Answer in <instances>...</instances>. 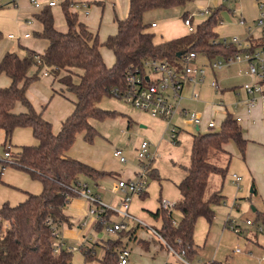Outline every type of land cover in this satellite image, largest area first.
<instances>
[{
  "label": "trees",
  "instance_id": "obj_1",
  "mask_svg": "<svg viewBox=\"0 0 264 264\" xmlns=\"http://www.w3.org/2000/svg\"><path fill=\"white\" fill-rule=\"evenodd\" d=\"M192 1L128 0L127 16L123 19L116 17V32L101 40L98 32H92L79 20L78 12L71 9V2L64 0L61 6L68 28L66 32L55 28L52 8L45 6L40 14L35 15L43 26L37 36L48 42L43 53L25 49L27 53L23 57L10 51L4 54L0 60V75L6 74L11 84L0 88V134L5 136L3 146L6 149L17 128L32 129L38 144L23 146L19 152L12 153V162H0L40 181L42 191L27 193V198L15 206L5 202L0 207V224H9L0 238V264H72L73 251L63 247L61 237L60 252L55 253V230L60 232L63 224L72 226L65 210L74 198L79 197L75 192L79 181L84 178L97 183L114 173L96 169L68 156V153L78 134L82 133L87 143H92L100 135L91 123L93 120L103 121L120 114L99 105L105 98H114V89L124 91L127 88L128 72L140 68L145 59L175 63L179 53L196 52L209 59L228 58L237 53L233 47L214 43L219 38L216 28L223 22L221 11L224 4L211 7L208 17L195 25L194 32L159 44L154 42L155 33L149 31L153 23L147 21V14L185 7ZM100 3L103 4L97 2L98 5ZM2 39L0 30V42ZM103 48L112 53L113 65L106 63ZM32 68L36 70L30 74ZM45 68L74 96V110L57 134L43 112H38L27 96L29 87L39 80ZM18 105L24 111L16 112ZM230 143L237 146L245 159L249 141L231 114L224 116L220 130L208 129L205 133L194 134L190 165L182 167L185 176L177 184L179 199L174 203V210L181 213L180 221L175 225L172 215L162 207L152 213L156 219L162 220V227L156 231L164 241V248L172 249L188 262L198 255L195 244L198 220L204 218L211 225L215 219L214 207L225 201L222 190L232 160V154L226 149ZM217 155L227 156L224 166L210 161ZM214 175L221 178L222 188L209 193L208 186ZM149 177L154 180L160 178L154 168L149 171ZM253 188L256 190L254 184ZM146 196L147 192L140 195L141 198ZM254 214V221L263 226L264 235V208ZM95 227L103 232L101 226ZM127 234L125 230L121 231L117 238L104 242V253L99 259L102 264H120V254L124 249L122 239ZM86 248L82 250L85 262L97 259L95 246ZM209 264L225 263L213 261Z\"/></svg>",
  "mask_w": 264,
  "mask_h": 264
},
{
  "label": "rangeland",
  "instance_id": "obj_2",
  "mask_svg": "<svg viewBox=\"0 0 264 264\" xmlns=\"http://www.w3.org/2000/svg\"><path fill=\"white\" fill-rule=\"evenodd\" d=\"M91 2L89 6L90 14L86 16L84 14L83 9L78 10V17L81 22H84L88 25L89 29L94 33H99L100 39L104 40L110 35H113L116 32L117 26L115 23V18L118 17L120 19H123L127 16V1L128 0H88ZM97 2H103L104 6H99ZM112 2L115 3L114 6H112ZM224 7L221 11V17L223 19V22L221 24V28H219V33L221 34V37L226 36V31L228 24L231 23H237L236 18H239V13L241 10V6L245 5V10L247 12H251L252 14H259L256 7L255 0H230V1H224ZM191 6V5H190ZM179 7V8H173L168 10H156L152 11L147 14L146 19L149 23L156 22L159 24L158 29H154L155 33V40L161 39V28L166 26V23H170L172 21H177L178 18H181L183 20L185 12L189 13H198L197 16L194 17V24L201 23L204 21L208 15H202L200 14L202 11L205 10V5L202 4H196L193 3L190 7ZM59 7V6H58ZM52 8V10L58 14L60 13L59 8ZM244 7V6H243ZM17 9L14 7L13 0H0V30L3 33V39L0 42H4L6 39H8V34H15L18 35L21 33L20 31V18H19V12L16 11ZM186 10V11H184ZM233 10H237L236 13H234ZM55 23L57 28H63L66 29L67 26L65 24L63 16L61 14H58V16L55 18ZM174 26L173 33H179L182 32L180 24L170 23L169 27ZM176 27L178 30H176ZM67 30V29H66ZM226 33V34H225ZM224 34V35H223ZM20 35V34H19ZM255 35H259L258 32L255 33ZM165 38L168 35H164ZM232 36V35H227ZM2 45V44H1ZM45 43L39 42L38 46L39 48H42ZM7 50L10 52H16L17 54H23V52H26V50L21 49L20 44L17 41H10L7 43ZM3 47V45H2ZM7 51V52H8ZM103 52L105 56H107V59L113 58L112 53L107 51L105 48H103ZM229 67H224L222 70L216 71V77L214 75H211L212 82L214 79H220L225 74V71ZM210 75V74H209ZM209 76V78H211ZM58 81V79H57ZM36 83V82H35ZM34 84V83H33ZM30 88V87H29ZM222 88L225 91L224 96L220 97L216 95H212L209 97L202 98L201 94V102L199 103V107L202 109L205 107V105H208L207 112H212V116L215 118L217 123L221 125V122L226 114V111L221 110L215 112L212 104H216L220 102V99L224 101L225 104H228V111L229 113L234 112V108L231 105L234 103L238 97L235 96V93L229 95V91L225 87L222 86ZM67 89V88H65ZM228 93V94H227ZM210 102H206L209 101ZM197 104V102L195 103ZM102 109L105 110H116L120 114L115 118H107L103 121H95L93 120L91 123L93 126L97 129V131L100 133L99 136H97L92 143H87L84 140L83 134H78L76 141L69 151V155L72 158H75L77 160H80L82 162L88 161L91 162L94 165L99 166V168H107L109 170H113L118 172L119 174H122L126 171H133L136 168H139V161L137 159V149L142 143V141H147L151 144V151H154L156 153L155 159L151 162L149 166V171L153 169V166L157 168L159 171L160 178L159 179H151L148 177V193H149V199L155 200L157 203L160 200L161 196L162 198L169 199L170 201H176L179 199V191L177 188V184H179V181L181 178L185 176V172L182 169L184 166L190 165V153H191V144L193 140V133L196 134L198 132L205 133L208 129L203 126L201 128V131L196 130L192 133H186L180 137L181 141L179 143H174L173 140L170 138V133L168 131V123L164 120L153 118L149 113L140 111L138 109L133 108L131 105L126 104L123 100L119 98H105L99 105ZM21 107L20 105L18 106ZM24 110V109H23ZM197 111V110H195ZM263 112V110H262ZM253 114V113H252ZM206 115V113H205ZM205 115L203 113V116L205 118ZM207 118V120H208ZM264 118V112L261 113V119ZM130 121V123H129ZM186 118L179 119L176 117L174 119V124H178L181 126H184L185 129H187L186 124ZM249 119L245 120L243 124H240L243 128V132L247 133L251 132L249 127L247 126ZM247 122V123H246ZM144 126V127H142ZM255 126V125H253ZM180 127V126H179ZM190 127V126H189ZM252 128V127H250ZM217 131V130H215ZM15 135V134H14ZM250 136V133H248ZM22 133L18 134L17 137L14 138L13 136V145L16 144L17 146H29L26 142L29 140L28 137H25ZM34 141L37 144V140L33 138ZM22 141V142H21ZM3 139L0 135V160H5L4 153H5V147L2 145ZM12 145V150L13 149ZM230 148L228 149L229 152L232 154V161H231V167L228 172V175L223 183V191L226 189V191L231 192V194H235L233 196H229V199H227L224 202H227V204L222 203V205L215 206V219L211 225L208 224V222L205 219H199L197 223V229H196V235H195V244L196 249L198 251V255L192 262H188L185 260L184 257L179 256L176 253L170 252V254L167 253L166 249L157 252H154L153 249L146 250V248L142 247L139 244L132 245V254L130 257L131 264H207L211 261H230L231 264H264V262L260 261V257L262 256V253L264 252V238L259 237V245H255L251 242H248L242 235H237L235 232H233L231 229H227L226 226L224 228L225 218L228 216V212L231 213V205L234 202L236 196H239L237 192L238 189L236 187H233V185L230 182V177L233 173L240 174V170H235L232 168V164H234L237 160H243L242 155L240 154L239 149L237 146L233 143L229 144ZM122 150L127 157L126 163H120L114 156L113 152L115 150ZM250 147L247 146L246 149V157L252 156V150H249ZM211 162H214L216 164H219L221 166H224L227 162V156L224 155H217L210 158ZM6 166V165H5ZM7 171H9V176H12L11 179H9V182H12V187H3L0 190V200L6 199L5 202L13 203L16 202L18 199L26 198V193H34L37 191L36 189L39 187L41 192L42 190V184L38 180H34L30 177V175L26 172H20L19 170H16V168H11L7 165ZM2 169V166L0 164V170ZM148 171V176H149ZM158 173V172H157ZM116 175V176H115ZM113 176H108L104 182L105 190H102V188H99L98 184L96 182L87 180L86 182L90 185V188L93 189L95 192H98L100 196L103 198V200L111 201L113 197V193H115V200L114 203H120V199L123 197V194L121 191L116 188L115 186L118 185L119 182V175L115 174ZM243 177V180L246 178V175L240 174ZM6 179V175L2 176V180L4 181ZM247 179V178H246ZM251 183V181H250ZM254 184V183H253ZM222 180L218 175H214L210 179V183L208 186V192H214L215 190L222 188ZM231 197H234V199H230ZM249 198H251L250 201ZM233 201V202H232ZM232 202V203H231ZM238 204H241V209L239 206V209L242 214V217H253L254 211L252 210L251 206L255 205L261 209L263 207L261 203V199H257L256 195L251 194L249 192V195L247 196V199H237ZM236 202V203H237ZM4 203V202H3ZM0 201V207L2 206ZM240 215L238 212H233V215L237 216ZM179 212L177 210L173 211L172 217L175 221L179 218ZM154 217V216H153ZM241 217V218H242ZM121 219V217H118ZM240 218V219H241ZM94 217L88 216V220H91L93 222ZM239 219V221H240ZM128 221L130 219H127ZM126 220V221H127ZM154 220H157L154 217ZM90 222V221H89ZM87 223V227H91V225ZM144 223V222H143ZM100 226V225H99ZM7 228H9V224L4 222L2 224V230H0V238L3 236V234L6 232ZM145 231H147L145 227H143ZM78 234H82L85 228H74L73 231H76ZM94 228L92 229L93 239L92 242H94ZM89 233V232H88ZM85 232V235L89 237V234ZM103 239L106 241L110 238H114L116 235H110L105 232ZM128 237V235H126ZM125 236V237H126ZM96 241V240H95ZM104 241V242H105ZM67 244V243H66ZM89 245V243H87ZM75 245L79 247V244L76 242ZM65 246V245H64ZM73 246V245H71ZM94 246V243L92 247ZM105 246V245H104ZM239 246L243 251L251 252V254H235L233 253V250ZM81 250V248H80ZM80 250L73 251L72 256V264H102L99 261L100 258V251L102 249L97 248L98 254L97 259L85 262L84 253Z\"/></svg>",
  "mask_w": 264,
  "mask_h": 264
},
{
  "label": "crops",
  "instance_id": "obj_3",
  "mask_svg": "<svg viewBox=\"0 0 264 264\" xmlns=\"http://www.w3.org/2000/svg\"><path fill=\"white\" fill-rule=\"evenodd\" d=\"M41 3H44L45 0H39ZM70 2H72L73 0H68ZM85 2L88 3V6H90L91 2L88 0H83ZM225 0H193L189 5L185 6H192L193 3L196 4H202L205 5L206 7H217L220 6L224 3ZM239 2H241V0H239ZM256 2V7H257V11H258V15L257 14H252L251 12H247L245 10V5L241 6V10L239 13V18H236V22L237 23H231L228 24L227 27V31H226V36L224 37H232V36H237L239 38H241L242 40L246 39V25L241 24L240 20L244 19V21L247 23V26H252L255 25L257 22V19L259 18L260 15V10ZM14 3V7L17 9L16 11L19 12V18H20V31L21 33H19L18 35L15 34H8V39H6L4 42H2L0 44V60L2 59V57L4 56V54L8 51L7 50V43H9L10 41H17L20 44L21 49L25 50H32L35 51L37 53H43L47 46H48V42L40 37L37 36L38 33H41L43 30V26L42 24L35 19V15H38L42 12V10L45 7V4L41 5L40 7H36L34 5L31 4L30 0H13ZM128 3V1H127ZM104 4V3H103ZM112 6L115 5L114 2L111 3ZM99 6H104V5H99ZM190 6V7H191ZM57 8V7H55ZM54 8V9H55ZM61 16H63L64 21H65V17L63 14V9L62 6L60 5L59 7ZM186 11V10H184ZM127 12H128V4H127ZM237 10H235L234 13H236ZM52 14L54 17V21L55 18L58 16V14H56L53 10H52ZM186 14V12H185ZM189 14V12H187V14L184 16V18ZM238 14V12H237ZM184 18L183 20L181 18H178L177 21H172L170 23H177L180 24L182 32L179 33H173L174 30V26L169 27L170 23H166V26L161 28V39L160 40H155L154 38V42L156 44L165 42V41H169L175 38H179L182 36H185L187 34H189V31L187 29V27L184 24ZM195 20V19H194ZM193 20V22H194ZM30 22V23H29ZM151 23H156V22H151ZM66 24V22H65ZM157 24V23H156ZM87 25V24H86ZM67 26V25H66ZM88 26V25H87ZM55 28L61 32H66L68 28L66 29H59L56 26L55 23ZM159 28V24H157L156 27H152L149 29L150 32H153L154 29H158ZM219 28H221V25L218 26L216 28V33L218 34L219 37H221V34L219 33ZM176 30H178V28L176 27ZM255 32H259V30L255 31ZM154 33V32H153ZM29 34V37H26L25 35ZM168 35L166 38L164 35ZM10 35H14L16 38H10ZM224 35V34H223ZM227 35H232V36H227ZM260 35V34H259ZM259 35H255L254 36H259ZM39 42H43L45 43L44 46H42V48H39L38 43ZM26 50V51H27ZM104 59L106 61V63L111 66L114 64V57L112 58V60L107 59V56H105L103 50H102ZM26 52H23V54H18L20 57L25 56ZM113 56V55H112ZM198 63L199 64H206L207 63V59L204 57H199L198 59ZM245 64H236L233 65L231 67H229L226 71L225 74L220 77V79H214L217 80L221 87H225L229 91V95L230 94H234L235 96L238 97V100H244L246 98V93L244 92L242 86L244 83H246L248 81V77L245 75H242L240 72L245 68ZM36 68H32L30 71V74H33L35 72ZM44 71V70H43ZM41 72L40 74V78L39 80L32 84L30 86V88L27 91V96L30 99V101L32 102V104L34 105V107L36 108V110L38 112H43V116L44 118L49 121L52 124L53 127V131L55 134L59 133L61 127H62V123L66 120V118L73 112L74 110V96L67 90L65 89L66 87L62 86L56 78H54V76L52 74H50L48 72V75H44V72ZM218 71V70H216ZM216 71H211V70H206V79L204 81V83L202 85L199 86H193L191 84H187L185 86L184 89V99L182 102V105L184 108L190 110V111H195L197 110L198 112L201 113H206L202 127L205 126L207 122L209 121V119L212 117V112L209 117V114L207 111V107L208 105H205V107H203L202 109L199 107V103L201 102V99L199 101H194L191 97L194 91H199L200 93V98H201V94H202V98L204 99V97H211L213 94L216 96H219L217 92H215V90L212 87V76L214 75V77H216ZM43 73V74H42ZM210 74V75H209ZM209 76H211V78H209ZM11 84V79L6 75V74H2L0 75V88H5L8 87ZM57 91V93L55 92ZM225 91H223V93L220 94V97L224 96ZM228 94V93H227ZM197 102V104H195ZM206 102H210L206 101ZM19 106V105H18ZM21 106V105H20ZM264 112V104L263 103H259L258 106H256V108L253 111V117H251L252 119H255V123H251V121L249 120L247 123V126L249 127L251 132L244 133V137L246 139H248L249 143H248V147H250V151L252 150V156H245V159L243 160H237L234 164H232V168L235 170H240L241 173L243 175H246V178L242 181V183H240L239 185L236 184L232 178L230 177V182L233 185V187H236V189H238L239 192L238 195L236 196L237 198H235L234 202H237V199H247V196L249 195V192L251 194L256 195L257 199H261V203L263 205V207H261V209L257 206H251L252 210L257 211V210H262L264 208V118L261 119V113ZM23 107L21 106L20 108L17 107L16 108V112H22ZM226 115V114H225ZM179 119H181V116H177ZM208 118V120H207ZM176 125L179 127V134H178V141L177 143H179L181 141L180 137L182 135H184L186 133H192L195 132L196 130L201 131L202 127H189L187 129L184 128V126L178 125L176 123ZM255 125V126H253ZM144 127V126H142ZM252 127V128H250ZM22 133L25 137H28L29 140H27L24 143H27L29 146H34L37 145L36 142L34 141V136H33V132L32 129L30 128H17L14 133L12 134L11 138L9 139L8 143L10 146V149L12 151V153H17L21 150L20 146H17L16 144L13 145V136L14 138L17 137L18 134ZM248 133H250V136L248 135ZM15 134V135H14ZM2 139H3V143L5 141V136L3 133L0 134ZM194 135V133L192 134ZM23 138V139H24ZM22 142V141H21ZM2 143V145H3ZM12 145H13V149L12 150ZM25 146V145H24ZM192 146V144H191ZM23 147V146H22ZM230 148L229 145L226 146V149L228 150ZM229 151V150H228ZM68 156L69 153H68ZM71 157V156H70ZM1 158V157H0ZM232 161V160H231ZM85 163L91 165L92 167L99 169V170H104V171H111L117 175H119V179H131L133 176H135V174L138 171V168L134 169L133 171L129 170L126 171L122 174H119L116 171L113 170H109L107 168H99V166L92 164L91 162L85 161ZM2 169L0 170V178L2 180V176L6 175V179L2 182L3 184L0 185V190L3 187H12V182H9V179L12 178V176H9V171H7V166H5L4 162H0ZM230 167H231V162H230ZM229 167V170H230ZM13 168V167H11ZM154 169L157 170L156 167L153 166ZM6 169V170H5ZM19 170V169H16ZM20 172L22 170H19ZM23 172V171H22ZM158 174L159 171L157 170ZM234 174V173H233ZM239 174V175H240ZM112 175V176H113ZM116 176V175H115ZM160 176V175H159ZM242 176V175H241ZM243 177V176H242ZM184 178V177H183ZM181 178V180L183 179ZM84 182H86L88 179H82ZM106 178L103 180L98 181L96 184H98L99 188H102V190H105L104 187V182H105ZM180 180V181H181ZM179 181V183H180ZM225 181V180H224ZM251 181V183H250ZM224 183V182H223ZM253 183L255 185L256 190H254L253 188ZM90 186V185H89ZM92 188V187H91ZM117 188V186H115V189ZM37 191L35 192V194L40 193L39 190L40 188L38 187L36 189ZM42 190V189H41ZM93 190V189H92ZM94 194L100 196V194L98 192H95L93 190ZM29 193V192H28ZM27 194V193H26ZM222 195L225 198V201L227 199H229V196H233L235 194H231V192L226 191V189H224V191L222 190ZM115 193H113V197L111 199V201H106L103 200V198L100 196V198L109 204H113L114 206L118 207L119 204L118 203H114L115 200ZM27 198V196H26ZM26 198L23 199H18L16 202H13L11 205L15 206L21 202H23ZM165 199V198H160V200L158 201V203L153 200V199H149V193L147 190V196L145 198H141L139 196H136L134 198V200L132 201L130 208H129V214L132 216V218H134L133 220H125L127 226V229L125 230L126 233H128V237H124L122 239L123 241V245H124V249L129 250L130 254H132V245L134 244H139L142 247L146 248V250L149 249H153L154 252H159L164 250V246H163V241L155 234L153 233V230H159L162 227V220L161 219H157L154 220V217L152 216V213H155L160 207H161V200ZM230 199H234V197H231ZM251 198H249L250 200ZM169 200V199H168ZM178 200V199H177ZM176 200V201H177ZM1 203H5L6 199H2L0 200ZM170 201V200H169ZM176 201H171L172 203H175ZM252 201V200H250ZM233 202V201H232ZM231 202V203H232ZM233 202V203H234ZM3 203V204H4ZM227 204V202H225ZM243 203V202H242ZM241 203V204H242ZM2 204V205H3ZM238 204V202H237ZM241 204L238 206H240L241 209ZM1 205V204H0ZM90 207V203L85 200L82 197H76L72 200V202L70 203V205L67 207V209L65 210V213L67 216L70 217V221L72 223V226H70L69 224H63L60 228V232H61V238L63 240V244L65 246H63L66 249H70L72 247H78L77 245H75V243L77 242L79 244V248H81L80 251H82L84 248L89 249L91 248L86 242L91 241L93 239L92 234H90L92 232V229L94 228L95 232H94V246L97 249L99 247V249H102L100 251V258L102 257L103 253H104V233L103 232H99L96 229V225L94 222H91V220H88V210ZM239 209V211H240ZM240 215L239 219L242 217V213L238 212ZM229 214V212H228ZM227 214V215H228ZM179 218L177 221H175L176 223H178L181 219V213L179 212ZM227 217V216H226ZM136 219L142 221L145 223L144 226L142 224H140ZM200 219H204V218H200ZM247 219H251L254 220L255 219V214L253 217H247ZM114 220L116 222H120L123 219H119L118 217L114 218ZM245 218H241L240 221L238 222L239 225L244 229V234L242 235L248 242H251L255 245H259V237L264 238V235L261 233H258L255 228L253 227H248L245 224ZM90 221V222H89ZM90 223L91 227H87V223ZM226 225V218H225V223H224V228ZM143 227L147 228L145 231L144 229H142ZM74 228H85V230L83 231L82 234H78L77 230L73 231ZM197 229V226H196ZM0 230H2V225L0 224ZM85 232H89V237L85 235ZM120 232H117L114 238H117L119 236ZM196 235V232H195ZM96 240V241H95ZM67 243V244H66ZM73 245V246H71ZM166 249V248H165ZM167 253L170 254V251L168 249H166ZM83 252V251H82ZM131 257V255H130ZM99 258V259H100ZM214 261V260H213ZM211 261V262H213ZM209 262V263H211ZM221 263H227V264H231L230 261L226 260V261H218ZM207 263V264H209ZM129 264H131L130 262V258H129Z\"/></svg>",
  "mask_w": 264,
  "mask_h": 264
},
{
  "label": "built area",
  "instance_id": "obj_4",
  "mask_svg": "<svg viewBox=\"0 0 264 264\" xmlns=\"http://www.w3.org/2000/svg\"><path fill=\"white\" fill-rule=\"evenodd\" d=\"M30 1L31 4L36 7L45 4V6L50 8L58 7L64 2V0H45L44 3H41L39 0ZM256 1L260 10V15L256 24L247 26L244 19L240 20L241 24L246 25L245 40H242L237 36H232L219 37L214 41V43L224 45L225 47L235 48L237 53L234 56L209 59L207 56L200 53L186 52L178 57L175 63H171L167 60L145 59L140 68L127 73V88L124 91H120L119 89L113 90L112 93L114 98H119L133 108L149 113L153 118L166 121L168 123L170 138L174 143H177L178 134L180 132L179 127L174 124V119L177 116H181L183 119L186 118V124L191 127H202L204 121L203 113L190 111L183 107L182 102L184 99L185 86L187 84H191L194 87L202 85L206 79L207 69L216 71L236 64H245L246 67L244 68V71L242 70L240 73L248 77V81L242 86L247 95L246 98L244 100L237 99L231 104L234 108L233 113H229L228 104H225L222 99H220L219 103H213L212 106L215 112L224 110L226 111V114H231L239 125L243 124L247 119H249L251 123H255V119L251 118L253 117L252 113L259 103L264 104V0ZM71 9L73 12H78L79 9H83L86 16L90 14L88 3L83 0H73L71 2ZM233 11L235 12V10ZM209 13L210 8H205L200 14L206 16L209 15ZM197 15L198 13L192 12L184 18V24L190 33L194 32L196 29L193 20ZM156 26V23L152 24V27ZM257 30H259L260 35L256 37L254 34ZM25 36L29 37V34ZM10 38L16 37L10 35ZM199 57L206 58L207 63L199 64ZM36 59L39 61L38 57H36ZM44 75H48L47 68L44 70ZM212 87L218 94H221L224 91L217 80L213 81ZM191 98L194 101H199V91H194ZM188 126L187 128H189ZM206 128L220 130L221 125H219L212 116L207 122ZM113 156L120 163L127 162V157L122 150H115ZM155 157L156 153L151 151V144L147 141H142L137 149V159L140 163L137 173L131 179H120L118 182L117 188L123 194L118 207L104 202L100 196L94 194L87 182L81 180L77 183L75 192L90 203L88 216L94 217L93 222L95 225H100L103 232L115 235L117 232L127 229L128 225L125 220L134 219L129 214L130 205L136 196L140 197V195L147 192L149 186V166ZM4 158L5 160L12 162V151L9 144H7L5 149ZM231 178L238 185L243 181L242 176L237 173L232 174ZM224 204L226 203L224 202ZM161 207L164 210H167L169 215L173 214L174 203L168 199L161 200ZM233 212H239V206L236 202L231 205V213H229L226 218L225 226L237 235H243L244 229L238 223L239 216L233 215ZM116 217H121L123 220L116 222L114 220ZM136 220L140 224L147 226L142 221L138 219ZM245 224L248 227L255 228L258 233L263 234V226L257 225L254 220L247 219ZM175 225H177L176 222ZM153 233L163 241L156 230H153ZM55 234L57 235V239L53 242V247L55 253H59L62 244L60 239L61 234L58 230H55ZM86 243H89L90 247L93 245L91 241ZM69 250L76 251L80 250V248L72 247ZM170 252L175 253L172 249H170ZM233 253L251 254V252H244L239 246L233 250ZM130 255L129 250L123 249L120 254V264H129ZM260 261L264 262V252L260 257Z\"/></svg>",
  "mask_w": 264,
  "mask_h": 264
},
{
  "label": "water",
  "instance_id": "obj_5",
  "mask_svg": "<svg viewBox=\"0 0 264 264\" xmlns=\"http://www.w3.org/2000/svg\"><path fill=\"white\" fill-rule=\"evenodd\" d=\"M181 55H182L181 53L178 54L179 57H180Z\"/></svg>",
  "mask_w": 264,
  "mask_h": 264
}]
</instances>
